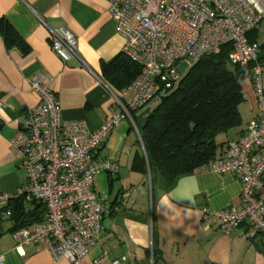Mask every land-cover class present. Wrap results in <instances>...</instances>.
I'll list each match as a JSON object with an SVG mask.
<instances>
[{
  "label": "crops",
  "instance_id": "0c3cea01",
  "mask_svg": "<svg viewBox=\"0 0 264 264\" xmlns=\"http://www.w3.org/2000/svg\"><path fill=\"white\" fill-rule=\"evenodd\" d=\"M1 18L12 24L29 47L26 54L7 48L0 36V193L10 195L15 206L26 174L9 140L25 111L38 103L31 79L44 77L57 94L64 120H82L96 130L113 109L109 91H117L103 79L101 67L121 55L124 39L115 31L108 0H0ZM59 27L77 39L79 57L67 63L51 49L49 28ZM241 87L245 96L239 107L241 126L229 131L227 140L237 139L255 116L251 80H244ZM149 111L148 107L135 111L137 127L144 124ZM137 141L135 128L124 120L95 154L98 161H116L119 171L115 177L102 172L93 179L92 188L105 200L107 210L99 244L80 264H92L99 256L103 264L114 260L117 264H264V235L246 237V224L228 235L220 229L217 211L240 205L237 177L203 167L166 189L158 174L134 165L136 155L143 154ZM40 203L25 200L24 218L40 213L43 221L46 207ZM19 222L0 210V255L5 264H54L43 245L38 250L31 244L16 249L13 232ZM55 264L70 262L63 258Z\"/></svg>",
  "mask_w": 264,
  "mask_h": 264
},
{
  "label": "built area",
  "instance_id": "2783aa9c",
  "mask_svg": "<svg viewBox=\"0 0 264 264\" xmlns=\"http://www.w3.org/2000/svg\"><path fill=\"white\" fill-rule=\"evenodd\" d=\"M108 11L124 39L121 52L140 66V73L124 89L109 91L113 109L96 130L82 120H64L57 94L44 77L31 79L38 103L25 111L9 143L26 174L21 195L43 203L46 214L43 221L13 232L16 249L31 244L38 250L43 245L54 264L63 258L80 264L99 244L107 210L92 188L93 179L102 172L115 177L119 171L114 160H96L97 150L124 120L131 122L141 141L135 111L151 110L197 61L227 44L230 64L253 63L256 106L243 134L229 141L220 159L207 168L241 182L240 205L221 209L216 216L224 234L246 224V237L264 235V68L258 62V43L248 40L264 23V0H108ZM49 40L63 63L79 57L77 39L66 28H49ZM11 198L0 193V210L6 215L11 214ZM103 259L95 257L92 264H103ZM0 264H5L2 255Z\"/></svg>",
  "mask_w": 264,
  "mask_h": 264
},
{
  "label": "trees",
  "instance_id": "16d2710c",
  "mask_svg": "<svg viewBox=\"0 0 264 264\" xmlns=\"http://www.w3.org/2000/svg\"><path fill=\"white\" fill-rule=\"evenodd\" d=\"M0 36L7 48L28 52L21 35L5 18L0 19ZM248 40L258 43V62L264 68V40H259V27L249 33ZM229 51L227 44L219 53L197 61L138 127L141 141L137 143L142 145L143 154L136 155L134 165L143 172L158 174L166 189L197 169L208 168L220 159L226 144L235 140L226 138L229 131L241 126L239 107L245 100L241 83L251 80L253 63L230 64ZM139 73L140 66L122 52L101 67V76L117 91L127 87ZM24 201L20 195L15 206L8 205L11 215L20 221L15 230L42 221L40 213L33 219L24 218Z\"/></svg>",
  "mask_w": 264,
  "mask_h": 264
},
{
  "label": "rangeland",
  "instance_id": "374dc122",
  "mask_svg": "<svg viewBox=\"0 0 264 264\" xmlns=\"http://www.w3.org/2000/svg\"><path fill=\"white\" fill-rule=\"evenodd\" d=\"M259 40H264V23H261L259 26Z\"/></svg>",
  "mask_w": 264,
  "mask_h": 264
}]
</instances>
